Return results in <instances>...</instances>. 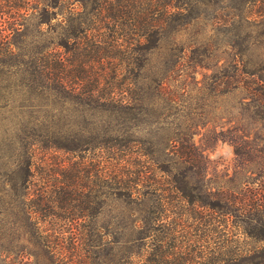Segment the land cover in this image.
<instances>
[{
  "label": "rangeland",
  "instance_id": "374dc122",
  "mask_svg": "<svg viewBox=\"0 0 264 264\" xmlns=\"http://www.w3.org/2000/svg\"><path fill=\"white\" fill-rule=\"evenodd\" d=\"M170 1L177 8L146 54L134 92L140 103L131 112L91 108L69 91L29 82L30 57L36 47L57 42L69 7H79L74 0L61 1L42 37L30 20V36L25 43L18 38L25 44L20 62L0 71V264H150L148 253L151 264H208L207 241L213 249L222 238L235 240L229 204L215 214L195 211L196 225L185 232L182 210L170 205L157 212L149 241L143 238L146 227L132 223L144 206L109 197L94 218L109 235L89 247V161L99 155L89 142L96 146L111 132L152 148L154 167L163 178L167 174L170 192L174 177L193 176L226 196L245 181L259 188L264 178V120L256 116L264 112V99L246 100L248 86L238 82L242 72L264 75V0L254 7L248 0ZM55 52L65 58L61 49ZM178 136L194 146L192 171L168 157ZM77 192L84 197L75 199ZM188 231L195 234L192 247ZM219 258L212 254L211 264ZM241 264H264V258Z\"/></svg>",
  "mask_w": 264,
  "mask_h": 264
},
{
  "label": "trees",
  "instance_id": "16d2710c",
  "mask_svg": "<svg viewBox=\"0 0 264 264\" xmlns=\"http://www.w3.org/2000/svg\"><path fill=\"white\" fill-rule=\"evenodd\" d=\"M61 1L0 0L1 72L7 65L20 62V51L25 44L20 45L17 41L20 37L23 40L21 43H25L30 36L29 21H36L35 36L42 37L56 20V10ZM76 2L79 7H69L67 18L61 23L63 25L60 24L62 34L57 42L50 40L44 47H36L30 57L32 70L28 72L29 82L46 85L47 91L51 89L55 93L69 91L78 102L112 114L135 110L140 103L134 94L136 78L145 64L146 54L157 44L173 16V9L177 7L171 8L170 0H74ZM258 2L248 0L247 4L254 7ZM254 15L262 17L257 11ZM56 47L63 51L65 58L56 54ZM238 77L242 88L248 86L249 97L246 100L264 99V75L242 72ZM256 116L258 120H264V112H256ZM113 134L93 144L96 146L89 142L90 147L99 150L95 160L89 161V247L102 244L104 237L109 235L107 230L96 227L94 223L95 216L100 212L97 205L109 197L122 199L137 207L144 206L142 211L138 210V218L132 223L146 227L143 238L149 241L153 237L150 232L152 225L158 221L157 212H168L170 205L179 206L182 210V229L185 232L196 225L195 211L206 209L215 214L229 204L232 208L229 213L238 231L235 240L219 239L213 249L207 241L204 247L206 263L211 264L210 256L214 253L220 257L215 264H241L251 258H264V178L259 182V188H252L251 182L245 181L226 196L219 189L195 182L193 176L180 180L174 177L173 191L170 192L165 188L167 174L163 178L158 175L160 167H154L157 159L153 157L152 148L144 149L139 147L138 140L119 139L118 135L112 137ZM184 141L179 136L176 140L171 139L173 146L168 150V157L172 159L174 156L183 164H189L187 169L192 171L194 146L187 142L183 144ZM82 197L84 194L77 192L75 199ZM221 199H225V204L221 203ZM83 213L84 210L77 213V218ZM134 213L131 212L130 216ZM81 233L84 237L85 234ZM185 236L187 245L192 247L195 234L188 231ZM250 242L256 245L251 247ZM104 244L110 246L111 243ZM231 248H234L233 252L228 253ZM192 253L193 249L190 250L191 256ZM152 257L148 253L146 262L153 263L155 260ZM189 261L192 262L193 258L190 257Z\"/></svg>",
  "mask_w": 264,
  "mask_h": 264
}]
</instances>
